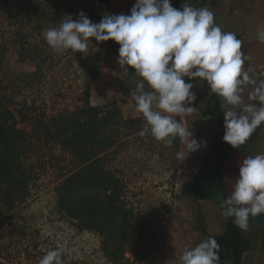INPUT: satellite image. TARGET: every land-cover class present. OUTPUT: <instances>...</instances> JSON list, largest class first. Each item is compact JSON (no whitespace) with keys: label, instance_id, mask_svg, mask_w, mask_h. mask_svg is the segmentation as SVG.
<instances>
[{"label":"rangeland","instance_id":"rangeland-1","mask_svg":"<svg viewBox=\"0 0 264 264\" xmlns=\"http://www.w3.org/2000/svg\"><path fill=\"white\" fill-rule=\"evenodd\" d=\"M201 1L184 0L193 6ZM171 3L179 9L182 0ZM133 4L134 0H110L107 14H130ZM207 8L215 14L217 24L226 31L236 29L240 39V33L246 31L250 39L264 25V0H209ZM80 10L93 22L104 15L95 0H0V91L11 108L27 110L24 114L15 111V116L18 127L27 135L23 162L29 176L27 199L16 201L10 208L2 204L0 259L6 264H38L49 249L61 248L64 264H180L186 247L225 229L227 219L221 215L218 198L201 200L182 191L184 183L194 178L213 133L223 128V120L203 115L211 95L205 82L192 90L197 96L190 105L196 107L194 112L179 116L195 138L207 140V147H201L197 154L178 156L184 145L177 139L168 147L150 135L141 137V124L111 125L103 131V137L115 140L100 153L103 166L122 181L121 200L147 239L146 244L127 242L129 247L143 250L139 252L141 257L128 251L120 262L112 261L103 251L99 232L81 228L78 219L58 207L60 187L78 166V157L61 141L71 138L72 130L58 127L87 102L104 106V110L118 107L124 119L142 118L130 95L139 77L130 66L127 75L119 73L118 44L106 48L104 42L92 38L85 53H56L46 44L42 31L58 26L67 15L75 20ZM24 46L33 53L31 57L22 58ZM241 50L249 49L242 46ZM107 55L109 59H105ZM258 129L245 145L234 150L237 154L244 158L258 154L264 142L255 137ZM236 153H231L226 162L227 195L238 175L234 170ZM258 223L264 226V221H249L246 235L254 238L255 247L244 254L242 264H264V233ZM114 226L122 238L129 240L132 228L119 215Z\"/></svg>","mask_w":264,"mask_h":264},{"label":"clouds","instance_id":"clouds-1","mask_svg":"<svg viewBox=\"0 0 264 264\" xmlns=\"http://www.w3.org/2000/svg\"><path fill=\"white\" fill-rule=\"evenodd\" d=\"M42 36L56 53H85L92 38L118 44L119 73L127 75L130 66L139 77L130 95L144 120L140 136L150 135L168 147L178 138L184 145L178 156L186 158L207 147L206 139L195 138L176 118L194 112L196 107L190 105L197 96L192 90L205 82L209 95L221 98L223 142L240 149L264 124V79L250 75L251 57L241 50L243 41L217 24L207 7L197 8L184 0L179 9L171 0H134L130 14H104L93 22L80 10L75 20L67 15L58 26L45 28ZM256 39L264 43V25L257 28ZM249 86L246 103L243 92ZM219 208L242 231L249 229L250 218L264 214V153L247 155L239 162L238 175ZM220 248L210 235L186 247L180 264H220ZM63 253L61 248L49 249L38 264H64Z\"/></svg>","mask_w":264,"mask_h":264},{"label":"trees","instance_id":"trees-1","mask_svg":"<svg viewBox=\"0 0 264 264\" xmlns=\"http://www.w3.org/2000/svg\"><path fill=\"white\" fill-rule=\"evenodd\" d=\"M95 1L100 11L107 14L110 0ZM208 1L202 0L200 4L194 6L207 7ZM115 45L112 40L102 43L106 48ZM20 54L25 59L31 57L33 53L24 46ZM104 57L109 59L108 55ZM94 79L95 75L91 77V81ZM185 79L187 81L188 78ZM90 84L87 86V97L90 94ZM5 99L7 97L0 91V215L5 211L2 204L10 208L16 201L24 202L29 196V176L23 162L27 135L18 127L15 116V111L24 114L27 110L13 109ZM222 114L221 98L211 94L203 115L223 120ZM120 115L121 109L118 107L104 110V106L87 102L58 127L63 131L72 130L73 136L64 137L61 141L68 151L78 157L77 171L67 177L60 187L58 207L70 217L78 219L81 228L99 232L103 237V251L114 262H120L128 251L135 253L137 257L140 256L139 252L143 250L137 249V246L129 247L128 241L130 245L147 243V239L143 238L142 227L133 222L121 200L124 191L122 181L104 168L103 157L100 156V153L115 142L113 138L102 136L106 128L123 123L144 125L143 117L124 119ZM176 118L182 121L180 117ZM223 134V128L213 133L194 178L183 185L184 195L201 200L218 198L220 201L227 197L229 181L226 177V162L234 148L223 142ZM100 193L103 194L101 198L98 195ZM94 195H98V198ZM117 215L132 228L129 240L122 238L115 230L114 220ZM250 220L264 221V214ZM211 236H214L221 246L220 264H226L227 261L230 264H242L244 254L253 248L252 238L246 235V231L236 227L232 218H227L221 234ZM134 248L137 251H134ZM0 264L6 263L0 259Z\"/></svg>","mask_w":264,"mask_h":264},{"label":"crops","instance_id":"crops-1","mask_svg":"<svg viewBox=\"0 0 264 264\" xmlns=\"http://www.w3.org/2000/svg\"><path fill=\"white\" fill-rule=\"evenodd\" d=\"M242 21L243 20H240L239 23H241ZM239 23H238V25H239ZM233 30L231 29L232 32H233ZM225 31H226V28H225ZM234 32L236 33V29L234 30ZM246 33H247L246 31L243 33H240L243 36V38L241 39L243 41L242 46H243V48L247 47L249 49V50H244V52H246L251 57V59H250L251 62H250V60L248 62V67L251 70L250 75H252V77L254 79H257V81H259L260 79H264V75H261V73H264V49H262V48H264V43H260L258 40H254L256 38V35H253V34L250 36V39H247ZM252 62H254V63H252ZM251 64H255L254 67H251ZM245 66H247V62H246ZM250 91H251V86L245 88V90L243 92V97H244V100L246 103L248 102V92H250ZM258 131H259V133L255 134V137L264 141V124H262L259 127ZM234 150L232 151V154L236 153ZM250 151H252V150H250ZM257 152H258V154L260 152H264V142H263L262 147ZM243 158H244V156H242L239 153L238 154L236 153L234 155V160H235V169L234 170L237 172V174L239 171V162ZM258 225L261 226L260 231L262 233H264V226H262V224H259V223H258ZM256 237H258V235ZM252 240H253V249H254V247H255L254 238H252Z\"/></svg>","mask_w":264,"mask_h":264},{"label":"bare ground","instance_id":"bare-ground-1","mask_svg":"<svg viewBox=\"0 0 264 264\" xmlns=\"http://www.w3.org/2000/svg\"><path fill=\"white\" fill-rule=\"evenodd\" d=\"M194 153V152H193ZM196 153V152H195ZM197 154V153H196ZM195 156V155H194Z\"/></svg>","mask_w":264,"mask_h":264}]
</instances>
